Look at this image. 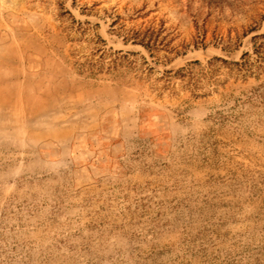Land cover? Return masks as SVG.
<instances>
[{"label": "rangeland", "instance_id": "obj_1", "mask_svg": "<svg viewBox=\"0 0 264 264\" xmlns=\"http://www.w3.org/2000/svg\"><path fill=\"white\" fill-rule=\"evenodd\" d=\"M0 264H264V0H0Z\"/></svg>", "mask_w": 264, "mask_h": 264}, {"label": "trees", "instance_id": "obj_2", "mask_svg": "<svg viewBox=\"0 0 264 264\" xmlns=\"http://www.w3.org/2000/svg\"><path fill=\"white\" fill-rule=\"evenodd\" d=\"M257 38V37H256Z\"/></svg>", "mask_w": 264, "mask_h": 264}]
</instances>
